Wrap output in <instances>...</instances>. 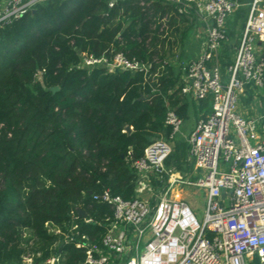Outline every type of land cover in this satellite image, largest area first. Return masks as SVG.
Here are the masks:
<instances>
[{
	"label": "trees",
	"instance_id": "trees-1",
	"mask_svg": "<svg viewBox=\"0 0 264 264\" xmlns=\"http://www.w3.org/2000/svg\"><path fill=\"white\" fill-rule=\"evenodd\" d=\"M111 1L44 0L0 27V264H23L26 255L43 264L55 253L83 264L85 251L65 241L74 216L80 233L102 246L113 209L93 195L135 198L134 161L154 140L170 139L169 109L187 116L171 58L198 16L167 0ZM233 1L240 7L228 20L229 38H238L253 0ZM119 52L150 70L80 66L84 54ZM172 144L167 166L186 175L188 146Z\"/></svg>",
	"mask_w": 264,
	"mask_h": 264
},
{
	"label": "built area",
	"instance_id": "built-area-1",
	"mask_svg": "<svg viewBox=\"0 0 264 264\" xmlns=\"http://www.w3.org/2000/svg\"><path fill=\"white\" fill-rule=\"evenodd\" d=\"M43 1L2 0L0 27L36 10ZM167 1L181 6V12L193 9L207 23L204 48L186 66L181 88L196 100L211 101V112L200 117L186 137L193 177L167 166L172 141L179 138L183 126L182 117L169 109L165 123L172 129L170 139L154 140L133 163L138 175L136 197L126 200L110 190L93 195L113 209L102 246L80 233L78 215L65 241L85 251L83 264H255L256 260L264 264V104L255 116L240 110L249 89L264 91V55L259 48L264 42V0L252 1L235 59L225 66L228 20L240 7L238 1ZM80 66L109 72L147 73L151 68L122 52L111 58L84 54ZM155 183L165 186L154 204L145 193L153 191ZM179 183L205 192L203 221L184 198L170 196ZM50 230L61 233L58 227ZM23 264H36L34 255H26ZM43 264H64V256L55 253Z\"/></svg>",
	"mask_w": 264,
	"mask_h": 264
},
{
	"label": "crops",
	"instance_id": "crops-1",
	"mask_svg": "<svg viewBox=\"0 0 264 264\" xmlns=\"http://www.w3.org/2000/svg\"><path fill=\"white\" fill-rule=\"evenodd\" d=\"M230 19V18H229ZM206 24L202 19L197 17L196 26L187 35L182 53L178 58H171V65L174 66L175 76L179 78V84L183 85L186 77V66L194 59L198 58L204 48L206 40ZM238 40H231L225 44L223 50L224 63L230 62L235 59L237 47L239 45ZM259 42V48L262 52L261 44ZM187 103V116L183 118V126L179 135L180 141L186 142V137L195 129L200 117L208 115L211 112V101L209 102V108L201 109L200 100L194 99L192 96L182 93ZM264 104V91H259L255 87L249 89L245 96L242 97L240 103V110L246 116H255L261 113L262 105ZM187 144V142H186ZM188 146V145H187ZM188 152V150H187ZM193 162V161H192Z\"/></svg>",
	"mask_w": 264,
	"mask_h": 264
},
{
	"label": "rangeland",
	"instance_id": "rangeland-1",
	"mask_svg": "<svg viewBox=\"0 0 264 264\" xmlns=\"http://www.w3.org/2000/svg\"><path fill=\"white\" fill-rule=\"evenodd\" d=\"M238 38L237 37L230 38V42H232L231 40L233 39L236 41L238 40ZM175 57L176 56L172 58L175 59ZM177 140H180V139L178 138ZM192 172L193 171L189 172L186 175L183 174L182 172L180 173L186 178H188L187 176L192 175L191 174ZM164 186L165 185L163 184L158 185V186L154 185V190L151 192L145 193V196L150 198L154 204L157 203L158 199H156L155 197L156 195L162 192ZM170 196L173 198H178V197L184 198L193 208L197 218L200 221H203L205 214H206V207H207V199L205 197V192L203 191V189L179 183L173 187L170 193Z\"/></svg>",
	"mask_w": 264,
	"mask_h": 264
},
{
	"label": "water",
	"instance_id": "water-1",
	"mask_svg": "<svg viewBox=\"0 0 264 264\" xmlns=\"http://www.w3.org/2000/svg\"><path fill=\"white\" fill-rule=\"evenodd\" d=\"M114 1H116V0H114ZM33 12H35V10H33ZM58 88H56V90H57ZM126 131H128L129 133L132 131V128L130 127V126H127L126 127ZM78 213H79V215L81 216V217H83V218H86L87 217V214H86V212H85V210L84 209H82V208H79L78 209Z\"/></svg>",
	"mask_w": 264,
	"mask_h": 264
}]
</instances>
